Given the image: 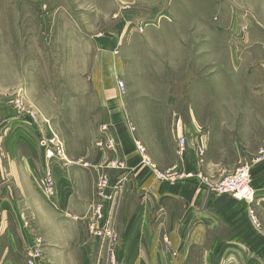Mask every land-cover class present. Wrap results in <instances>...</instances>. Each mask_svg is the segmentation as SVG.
<instances>
[{
    "label": "rangeland",
    "instance_id": "374dc122",
    "mask_svg": "<svg viewBox=\"0 0 264 264\" xmlns=\"http://www.w3.org/2000/svg\"><path fill=\"white\" fill-rule=\"evenodd\" d=\"M263 1L0 0V170L12 169L10 155L15 145H23L25 156L39 157V188L45 196L57 198L60 188L67 193L69 187L62 170H69L70 165L95 170L96 162L93 160L98 152L116 149L115 137L109 132L113 115L122 114L123 119L120 120L125 122V107L137 110L142 105L173 106L174 95L179 91L182 106H187L191 101V90L203 97L198 100L199 105L207 104L220 110L217 115H200L203 119L212 118L220 127L213 131L214 140L211 134L208 147L210 160L207 163L216 166L214 173H221L223 178L245 165L246 162L238 161V147L233 143L237 138L244 139L250 143L248 149H257L264 144V66L261 65L262 72L254 66L235 65L234 70L231 63L220 67L216 64L204 66L199 64L200 60L193 59L194 49L187 41L181 43L182 49L177 48L174 52V34L168 26L165 25L160 33L149 35L146 27L149 23L162 25L161 13L178 10L181 18L177 25L184 27L182 32L189 34L191 26L198 25L203 27L202 35L207 32L214 42H218L224 38L218 33V28L224 26L221 21L231 22L237 15V31L239 29V37L243 38L248 30L241 20L246 15L254 18L251 12L244 9L253 11L254 4L261 5ZM184 35L188 36H177ZM104 38L116 40L118 44L117 70L112 67L111 57L103 53V50L109 51V46L102 47L100 43L101 40L105 43ZM153 39L155 52L147 57L148 48L147 45L142 46L143 41L147 44ZM214 47L217 49V46ZM114 82L119 88L118 93L115 95L114 90L113 93L105 92V88H112ZM143 95L153 97L143 98ZM205 96L212 99V104ZM33 115L36 116L33 118ZM151 116L154 118L155 114ZM164 116L169 117L167 114ZM181 117L186 122V117ZM104 126H107L106 130ZM215 128L216 124H213ZM52 136L63 143L69 161L53 160L56 162V185L53 193H49L43 183L46 145L42 142ZM101 139L103 146L99 145ZM111 140L115 144L113 147L109 146ZM162 141V153L157 154L159 161L145 163L146 156L151 159L146 152V155L139 153L141 162L149 165L150 170L159 169L160 163L171 165L165 170L175 171L172 181L158 179L153 174L162 182L185 178V171L173 165L170 151L174 144L171 137L168 135ZM175 141L178 145V140ZM74 159L78 162H73ZM102 164L115 169L125 166L126 162L108 160ZM204 168L201 169L205 175L207 169ZM111 173L115 174L114 171ZM58 174L62 176L61 180ZM103 177L104 189L110 191L109 187L115 184L107 175ZM112 195L115 201L116 196ZM1 206L0 219L4 211L6 219H13L11 211ZM95 207L91 225L96 227L100 220L95 214ZM107 209V227L112 236L98 237V234L92 233L91 225L89 230L97 238L105 239L103 243L109 252L105 262L123 264V259L116 253L119 233L111 222L110 208ZM24 212L26 215L21 219L29 227V218ZM250 212L253 213V210L250 209ZM37 237L41 238L40 247L44 244L40 235H32L31 241L23 248L25 264H29L28 251Z\"/></svg>",
    "mask_w": 264,
    "mask_h": 264
},
{
    "label": "crops",
    "instance_id": "0c3cea01",
    "mask_svg": "<svg viewBox=\"0 0 264 264\" xmlns=\"http://www.w3.org/2000/svg\"><path fill=\"white\" fill-rule=\"evenodd\" d=\"M244 11L251 12L254 18L246 15L241 20L248 30L243 38L239 37V29L237 31V15L233 16L232 23L221 21L224 26L218 28V33L224 38L214 42L207 32L201 34L203 27L198 25L191 26L189 34L182 32L184 27L177 25L181 18L178 10L161 13L163 24L149 23L146 32L148 35L160 33L165 25L168 26L174 34V52L182 49L181 43L187 41L194 49L193 59L200 60L199 64L204 66L216 64L220 67L231 63L234 70L235 65L254 66L262 72L264 1L261 5L254 4L253 11ZM182 34L188 36H177ZM103 40L105 43L100 41L102 47L109 46V51L103 50V53L111 57L112 67L117 70L118 44L113 39ZM154 43V39L147 44L143 41L142 46L148 48L147 57L153 56ZM118 89L114 82L112 88L104 91L113 93L114 90L116 95ZM179 94L175 93L173 106L142 105L137 110L125 107L123 113L127 122L120 120L122 114L113 115L109 132L115 137L116 149L99 151L93 160L95 170L79 165L62 170L69 187L67 193L60 188L57 198L45 196L37 184L41 176L37 165L39 157L25 156L24 146L15 145L10 155L12 169L0 170V204L11 211L13 218L6 219L4 211L0 219V264H25L23 248L33 234L44 240L40 247L41 264H110L105 262L109 257L103 243L105 239L97 238L89 230L94 220L93 207L101 200L97 195V182L104 174L115 184L109 187L116 196L115 201L106 206L110 208L111 222L119 233L116 253L123 264H264V144L248 149L250 143L244 139L237 138L233 143L238 147V161L250 167L256 190L254 201L249 205L232 195L217 193L214 185L222 178L221 173H214L216 166L207 161L210 160L211 134L213 136V131L220 127L212 118L203 119L200 115H217L220 110L207 104L199 105L198 100L203 97L192 90L190 103L182 106L180 91ZM210 95L213 99L212 93ZM181 115L186 117V122ZM213 124H216L215 129ZM178 134L187 135V146L182 153H178L175 143ZM168 135L174 144L170 151L173 165L187 174L176 182L158 180L149 165L141 162L137 149L138 141L151 156L150 161L156 163L159 161L157 154L162 153L164 147L162 140ZM108 160L126 162V165L114 169L102 164ZM170 166L158 165L161 170ZM204 167L211 171L204 175ZM59 179L62 176L59 175ZM24 211L29 227L21 219L26 215Z\"/></svg>",
    "mask_w": 264,
    "mask_h": 264
},
{
    "label": "built area",
    "instance_id": "2783aa9c",
    "mask_svg": "<svg viewBox=\"0 0 264 264\" xmlns=\"http://www.w3.org/2000/svg\"><path fill=\"white\" fill-rule=\"evenodd\" d=\"M119 85L122 86L123 82H119ZM36 115H33V118ZM107 126H104L106 130ZM178 153H182L185 151L187 146V137L186 135L178 136ZM46 149L44 152L45 158V180L43 183L46 184V190L49 193H53L55 188V179H54V166L56 162H53L54 159H60L65 162H68V158L65 154V148L63 143L57 137H48L45 141ZM99 145L103 146V140L99 141ZM114 141H110V147H113ZM137 149L139 153L142 155H146V148L137 141ZM145 163L149 164L150 159L146 156ZM52 165V167H51ZM175 171L169 170H159L157 168H152L151 173L154 174L158 179L172 181V174ZM185 176V174H184ZM102 176L98 182V192L97 195L101 198V200L96 203L95 214L100 220V224L98 226L91 225L92 233L95 232L98 234V237L101 238L102 235L112 236V231L107 227V212L108 209L106 207L107 203L113 201L114 196L108 188H105V181ZM214 190L220 194H229L232 195L235 199L245 201L250 203L255 199L256 190L252 185V177L249 165H243L239 167L236 171L225 175L221 178L215 185ZM41 238L37 237L34 241V245L30 247L28 251V263L29 264H41L42 260V252L40 250Z\"/></svg>",
    "mask_w": 264,
    "mask_h": 264
}]
</instances>
